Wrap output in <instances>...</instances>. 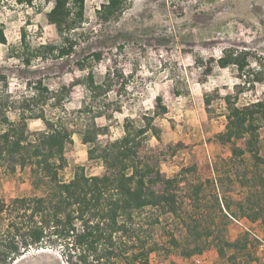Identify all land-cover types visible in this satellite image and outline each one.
<instances>
[{"label": "rangeland", "instance_id": "obj_1", "mask_svg": "<svg viewBox=\"0 0 264 264\" xmlns=\"http://www.w3.org/2000/svg\"><path fill=\"white\" fill-rule=\"evenodd\" d=\"M105 1L86 0V19L77 30L75 52L62 59L56 53L45 54L44 49L40 55H32L42 45H58L61 41L46 18L53 3L34 0L27 5L19 0H0V29L7 39L6 44L0 43V104L12 106L8 116L18 119V108L24 97L33 95L36 83L42 81L54 92L69 82L78 59L102 52L101 63L93 68L97 82L101 83L109 70L124 78L121 84L112 74L113 90L109 93V99L115 100L116 90L122 88L119 100L123 112L110 121L98 120L109 125L110 140L124 135L128 119L136 126L148 122L144 117L151 119L153 130L148 144L165 151L163 172L174 177L183 168L192 167L180 177V216L194 214L190 198L199 182L208 181L204 187L206 194H211L218 189L216 179L222 180L218 185L231 198L228 202L234 217L224 218L226 211L210 216L216 223V235L223 232L226 240L239 242L225 254L219 253L217 240L210 238L203 254L187 258L181 248L169 244L171 234L187 243L188 232L180 216H160V223L153 226L150 221L155 219L154 209L137 216L141 237L150 245L160 244L150 256V264H264V212L257 221L239 212V204L256 192L240 184L241 176L252 168L250 156L245 157L246 163L233 165L230 148L218 139L227 123L225 97L236 99L239 105L264 98V0H134L119 20L103 23L97 12ZM230 50L247 52L243 71L236 65L219 66L217 60ZM28 59L30 64L26 63ZM257 75L263 81H254ZM88 101L85 86L77 85L63 104L55 105L53 98L42 106L48 118L62 116L76 131L73 143L65 150L67 166L60 172L64 181L72 179L79 167L88 175L104 171L98 160L89 159L88 147L78 133L86 124L81 111ZM158 103L166 108L164 113H156ZM28 125L32 132L44 129L41 120L29 119ZM259 148L264 157V126L259 133ZM260 173L264 176V168ZM252 175L255 173L249 177ZM45 192V187L34 186L29 168L10 173L0 166V197L4 201ZM253 199L258 197L254 195ZM42 249L26 251L13 264H69L68 252L62 247ZM73 264H78L75 258Z\"/></svg>", "mask_w": 264, "mask_h": 264}, {"label": "trees", "instance_id": "obj_2", "mask_svg": "<svg viewBox=\"0 0 264 264\" xmlns=\"http://www.w3.org/2000/svg\"><path fill=\"white\" fill-rule=\"evenodd\" d=\"M45 1L53 3L46 18L61 41L58 45H42L32 55H40L44 49L47 55L56 53L59 58H69L75 52L77 30L86 19V0ZM133 1L106 0L97 12L98 17L103 23L119 20ZM19 2L32 5L34 0ZM0 43H7L2 29ZM247 55V52L230 50L217 62L222 68L236 65L243 71L247 66ZM103 57L102 52H94L78 59L69 82L54 92L44 87L42 81L36 83L33 95L24 97L18 108L16 120L8 116L12 106L0 104V166L10 173H15L17 168H29L34 186L46 188L44 195L18 197L10 202L0 197V264H13L26 251L47 249L48 246L67 250L69 264H73L74 258L78 264H150V256L160 244L150 245L147 238L141 237L142 227L135 223L136 217L149 208L154 209L155 219L150 221L153 226L160 223V216H180L182 204L178 187L183 182L180 177L192 167L183 168L174 177L163 172L161 164L165 151L148 144L149 133L153 130L151 119L144 117L143 120L148 122L144 121L141 126L128 119L124 135L113 141L109 138V125L98 122L99 119L110 121L116 113L123 112V103L119 100L121 87L116 90L118 97L109 99L113 90L111 75L117 76L121 84L123 76L109 70L101 83L96 80L94 64L101 63ZM30 61L28 59L26 63L30 64ZM83 72L87 73L79 74ZM254 81L263 80L257 75ZM77 85L85 86L89 98L81 111L87 119L86 124L78 133L82 144L88 147L89 159L98 160L104 171L100 175H88L83 167H79L72 179L64 181L60 172L67 166L65 150L73 143L76 131L68 127L62 116L48 118L42 106L53 98L55 105L63 104ZM235 100L225 97L227 123L218 139L230 148L233 165L238 161L246 163L245 157L250 156L252 168L241 176L240 184L255 188L254 195L258 199H253L254 195L250 197L249 193L244 204H239V212L243 217L257 221L264 212V176L260 173L264 168V157L259 152L264 98L242 105ZM206 105H210L209 100ZM165 111L166 108L158 103L156 113ZM29 119L41 120L44 129L32 132ZM153 136L159 139L156 132ZM103 137L107 139L102 140ZM250 173L255 176L250 178ZM218 181L223 182L216 179L218 189L211 194H206L204 187L208 181L194 186L190 198L194 214L188 212L186 216H180L188 232L187 243L173 234L170 236L169 244L181 248L187 258L203 254L210 238L217 240L221 254L239 245L237 241L226 240L223 232L216 235V223L210 217L215 211L221 214L226 211L223 217L227 219L234 217L228 202L231 198L226 196L227 190H221Z\"/></svg>", "mask_w": 264, "mask_h": 264}]
</instances>
